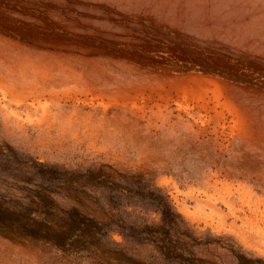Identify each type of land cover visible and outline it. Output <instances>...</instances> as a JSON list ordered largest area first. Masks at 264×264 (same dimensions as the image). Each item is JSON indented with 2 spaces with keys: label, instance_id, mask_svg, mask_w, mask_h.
<instances>
[{
  "label": "rangeland",
  "instance_id": "obj_1",
  "mask_svg": "<svg viewBox=\"0 0 264 264\" xmlns=\"http://www.w3.org/2000/svg\"><path fill=\"white\" fill-rule=\"evenodd\" d=\"M263 47L264 0H0V203L150 225L164 264H264ZM33 257L0 236V264Z\"/></svg>",
  "mask_w": 264,
  "mask_h": 264
},
{
  "label": "trees",
  "instance_id": "obj_2",
  "mask_svg": "<svg viewBox=\"0 0 264 264\" xmlns=\"http://www.w3.org/2000/svg\"><path fill=\"white\" fill-rule=\"evenodd\" d=\"M152 191V190H151ZM154 198V210L161 213V219L171 215V206L167 195L160 191L150 192ZM70 221L52 223L46 219H26L20 212L0 203V236L10 242L29 249L35 259L34 264H127L122 259L133 261L123 244L116 243L114 252L109 251L104 241L113 231L130 239L136 245H150L156 252L153 264H164L157 256L164 257L166 245H159L163 240L156 235L159 230L147 224L126 225L115 221V226L93 218H86L74 210ZM127 230V232L125 231ZM111 240V239H110ZM112 242H114L112 240ZM122 245V246H121ZM163 248V249H162ZM129 253V254H128ZM240 258V255H237Z\"/></svg>",
  "mask_w": 264,
  "mask_h": 264
},
{
  "label": "crops",
  "instance_id": "obj_3",
  "mask_svg": "<svg viewBox=\"0 0 264 264\" xmlns=\"http://www.w3.org/2000/svg\"><path fill=\"white\" fill-rule=\"evenodd\" d=\"M244 26V25H243ZM244 29V28H243ZM245 30V29H244ZM263 49H264V47H263Z\"/></svg>",
  "mask_w": 264,
  "mask_h": 264
}]
</instances>
